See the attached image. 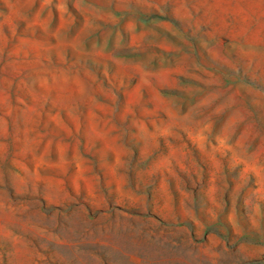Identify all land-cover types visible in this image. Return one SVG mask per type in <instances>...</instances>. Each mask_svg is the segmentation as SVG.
<instances>
[{
    "label": "rangeland",
    "instance_id": "374dc122",
    "mask_svg": "<svg viewBox=\"0 0 264 264\" xmlns=\"http://www.w3.org/2000/svg\"><path fill=\"white\" fill-rule=\"evenodd\" d=\"M0 264H264V0H0Z\"/></svg>",
    "mask_w": 264,
    "mask_h": 264
},
{
    "label": "clouds",
    "instance_id": "9594fccd",
    "mask_svg": "<svg viewBox=\"0 0 264 264\" xmlns=\"http://www.w3.org/2000/svg\"><path fill=\"white\" fill-rule=\"evenodd\" d=\"M209 115H211V113H201L198 118L201 120H206Z\"/></svg>",
    "mask_w": 264,
    "mask_h": 264
}]
</instances>
